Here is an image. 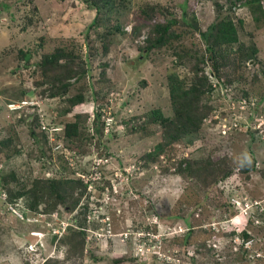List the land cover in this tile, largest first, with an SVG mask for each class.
<instances>
[{
	"label": "rangeland",
	"instance_id": "rangeland-1",
	"mask_svg": "<svg viewBox=\"0 0 264 264\" xmlns=\"http://www.w3.org/2000/svg\"><path fill=\"white\" fill-rule=\"evenodd\" d=\"M122 2L131 8L95 29L88 26L96 12L83 0H0V141L11 138L10 148L22 150L9 158L1 152L0 169L23 178L91 182L75 211H29L25 219L21 203L9 204L0 189V264H43L45 260L52 264H264V125L258 124L264 112V0L263 12L236 6L231 13L244 46H256L255 58L236 69L229 61L220 84L210 77L213 88L200 102V107L209 106L200 129L174 142L167 154L153 162L145 161V153L164 138L161 127L147 116L155 108L173 114L167 77L180 73L189 78L188 68L195 62L176 64L177 52L192 49L200 56L205 48L202 32L218 15L227 14L226 2ZM255 15L259 19L254 20ZM164 16L183 17L187 22L175 26L183 33L174 42L175 50L143 51L150 24ZM105 25L107 29L117 25L121 33L105 34L102 39ZM68 44L85 60L92 54L86 76L72 79L67 93L77 94V87L84 85L88 99L63 114L68 106L63 98L35 94L39 75L33 72V64L41 53ZM21 52L30 54L28 61ZM209 71L205 67V73ZM23 90H29V98L20 101ZM97 111L101 121L94 125ZM74 113L83 115L89 134L97 128L91 142L61 136L65 121H71ZM35 115L41 124V129L36 128L38 138H43L42 126L48 138L41 140L45 156L39 158L27 128L18 125L23 119L32 125ZM142 121L144 126L138 127ZM232 123L236 129L229 127ZM132 127L140 131L130 132ZM207 157L220 172L211 184L177 173L181 160ZM108 179L112 187L101 189ZM83 204L91 210L83 225L84 243L79 252L68 251L57 242ZM244 230L249 235L245 240ZM30 233L38 240L32 243L24 238Z\"/></svg>",
	"mask_w": 264,
	"mask_h": 264
},
{
	"label": "trees",
	"instance_id": "trees-1",
	"mask_svg": "<svg viewBox=\"0 0 264 264\" xmlns=\"http://www.w3.org/2000/svg\"><path fill=\"white\" fill-rule=\"evenodd\" d=\"M83 1L96 12L94 20L88 26L95 29L100 27L102 21L111 20L113 16L131 8L130 4L123 3L122 0ZM225 2L227 14L222 13L218 15L212 24L202 32L201 38L205 48L200 56L198 52L192 49L188 51L182 48L181 51L177 52L178 59L176 64L183 65L185 61L195 62H192L188 68L191 74L189 78H182L180 73H172L167 77L169 97L174 108L173 114L167 116L163 114L160 108H155L147 116L149 122L158 124L161 127L164 141L157 142L151 150L145 153V161L150 160V162H153L160 155L167 154L174 142L181 141L186 136L196 133L200 129L202 121L206 116L204 110L208 111L209 108L207 104H203L200 107V102L203 98H207V94L213 88L210 77L215 78L217 84H220L219 79L222 76V71L230 66L229 61L233 64L231 66L236 69L241 64L255 58L257 53L256 46H244V42L239 38L237 25L232 19L231 13H233V9L236 6L246 7L251 11L258 8L263 12L261 0H225ZM181 18L178 20L174 16H164L163 20L155 21L152 25L150 24V31L144 39L143 51H155V49L164 47L171 48L174 51L176 45L174 42H178L183 35L182 32H177L175 26L187 24L183 17ZM253 18L257 20L259 16L255 15ZM28 20H31L30 16H28ZM238 21L241 23L240 19ZM104 28L106 30L101 35L102 39L105 38V34L121 33L119 32L121 28L117 25H113L114 29H107L106 25ZM87 49L89 48L87 47ZM103 49L106 51V43H103ZM91 54L89 52L85 60L84 57L82 58V54L75 51L71 44L56 46L53 50L41 53L39 60H36L33 64V72L39 75V78L34 81L37 87V89L34 88L35 94H45L47 92V96L49 97L63 98L68 104L63 114L73 112V108L78 104L86 102L88 96L85 94L86 89L84 85L77 87L79 89L77 94L69 96L67 93L73 86L71 80L75 79L79 81L86 76L88 58L91 57ZM21 56L28 61L30 54L21 52ZM205 67L210 69V74L205 73ZM231 82L228 79V83ZM28 93L29 90L21 91L18 100L24 101L28 99ZM37 115L33 116L32 125L28 126L27 119H23L18 125L23 124L27 128L28 135L32 139L31 145L34 147L33 150L37 151L36 156L39 158L45 156V153L42 151V145L44 144H42L41 140L44 139L46 141L48 138L44 131V129H47L46 126H42V130L39 131L40 135H43V138L40 139L37 136L38 131L36 128L41 129L40 118ZM93 115V122L96 125L101 121V113L97 111ZM72 116L71 121H65L61 136L72 142H83L85 140L91 142L94 137L93 135L97 132V128L95 127L96 132L89 134L83 115L81 113H74ZM84 116L87 117L88 115ZM143 126L144 121L138 127L142 128ZM229 127L233 128V123L229 124ZM138 131L140 130L135 129V127H132L130 130V132ZM9 140L11 138L0 141V153L5 152L6 158L21 155L22 150L18 146L10 148L12 142ZM178 165L176 169L177 173L190 180L198 178L202 183L208 185L220 178L218 164H215L209 157L199 159L186 158L181 160ZM230 173L231 171L229 170L225 175L221 174V177L224 178ZM89 183H91L89 179L77 178L76 180H71L68 177L64 179L53 176L34 177L32 179L23 178L22 176L19 177L14 171L4 173L0 169V189L8 195L7 202L9 204L17 201L21 203H18V205H21L23 208V219L29 218V211L43 214L51 213L54 210H64L65 213L75 211ZM105 185L111 188V180L104 181L100 186L101 189ZM49 199L53 200L51 205L48 204ZM39 209L41 210L39 211ZM90 211H88L87 204H83L76 211V216L68 224L65 234L59 238L57 242L58 246H65L68 251H80L85 239L83 225L87 218L86 214ZM80 216L81 218H79ZM241 237L245 240L248 239L249 235L244 230L241 233ZM182 242L186 241L182 240ZM118 260H121V258L115 259L114 262ZM50 262L45 260L43 264H52Z\"/></svg>",
	"mask_w": 264,
	"mask_h": 264
},
{
	"label": "built area",
	"instance_id": "built-area-1",
	"mask_svg": "<svg viewBox=\"0 0 264 264\" xmlns=\"http://www.w3.org/2000/svg\"><path fill=\"white\" fill-rule=\"evenodd\" d=\"M262 107H264V106H262ZM263 114H264V112H261V114H259V117H258V124H259V126L264 125V115ZM109 123H110V121H109ZM106 126H108V125L106 124ZM234 128L236 129V126L235 125H234ZM22 218H23V216H22Z\"/></svg>",
	"mask_w": 264,
	"mask_h": 264
},
{
	"label": "water",
	"instance_id": "water-1",
	"mask_svg": "<svg viewBox=\"0 0 264 264\" xmlns=\"http://www.w3.org/2000/svg\"><path fill=\"white\" fill-rule=\"evenodd\" d=\"M29 242H34L35 240H38V236L36 234H26L25 237Z\"/></svg>",
	"mask_w": 264,
	"mask_h": 264
},
{
	"label": "clouds",
	"instance_id": "clouds-1",
	"mask_svg": "<svg viewBox=\"0 0 264 264\" xmlns=\"http://www.w3.org/2000/svg\"><path fill=\"white\" fill-rule=\"evenodd\" d=\"M259 106H260V109H262V107H261V104H259ZM264 106V105H263ZM263 110H264V107H263ZM108 126L111 124V120H110V123L108 122V123H106ZM244 160L245 161H247V162H250V160H249V158L245 155V157H244Z\"/></svg>",
	"mask_w": 264,
	"mask_h": 264
}]
</instances>
